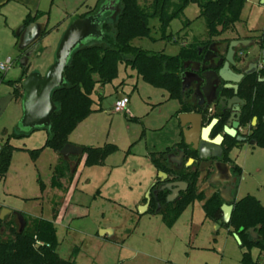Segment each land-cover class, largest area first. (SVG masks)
Returning <instances> with one entry per match:
<instances>
[{
  "label": "rangeland",
  "instance_id": "obj_1",
  "mask_svg": "<svg viewBox=\"0 0 264 264\" xmlns=\"http://www.w3.org/2000/svg\"><path fill=\"white\" fill-rule=\"evenodd\" d=\"M138 1L143 6L151 2ZM198 14V5L190 2L180 17L171 20L167 33L176 41L160 39L157 21L151 19L153 39L135 38L132 44L175 55L182 42L206 37L204 19ZM187 19L191 22L185 25ZM13 20L5 22L0 16V61L8 57L12 61L6 71L0 70V101L5 102L0 113V146L7 138L14 146L8 169L0 176V215L7 209L22 212L28 219H52V209L60 208L55 221L57 251L64 259H74L76 264H246L241 260L244 249L234 235L223 224L204 216L203 201L188 205L172 226H166L160 214L139 212V205L146 200V192L158 176L149 153L162 151L181 138L179 120L172 116L179 103L167 99L165 90L146 83L123 64L112 82L103 89L99 85L94 88L102 95V109L92 111L68 135L74 144L114 143L117 150L103 164H82L68 193L60 190V194H55L59 188L51 189L50 180L58 154L44 148L33 159L25 150L41 147L47 130L37 128L28 132V128L20 126L22 103L15 92L18 88L15 81L23 73L22 48L20 40L14 44L13 39L18 38L21 25L8 28L7 23L14 24ZM54 20L50 19V25ZM236 25L264 30V1L244 0ZM60 32L51 31L40 40L41 50L29 57L27 73L44 74L54 60ZM118 87L129 98L126 112L113 111ZM20 131L28 133L21 135ZM173 152L174 149L168 155ZM230 156L241 167L240 175H234L231 184L235 197L251 194L264 204V149L244 143L235 146ZM69 176L70 172L66 173L65 182ZM41 183L46 184L47 193L41 190ZM212 186L205 189L207 196L214 190ZM3 218L12 216L7 212ZM1 232L4 237L6 231ZM258 253L257 248L251 249L254 260Z\"/></svg>",
  "mask_w": 264,
  "mask_h": 264
},
{
  "label": "trees",
  "instance_id": "obj_2",
  "mask_svg": "<svg viewBox=\"0 0 264 264\" xmlns=\"http://www.w3.org/2000/svg\"><path fill=\"white\" fill-rule=\"evenodd\" d=\"M107 1L98 0L91 9L79 14L78 17H85L90 13L100 11ZM190 2L198 5L197 17L204 19L207 35L214 36L240 20L244 0H151L147 6L141 5L138 0H116L113 9L101 12L102 35L87 38L75 47L63 72V84L51 92L57 109L50 115L49 126L28 129V132L37 128L47 130V137L41 147L25 148L33 159L37 158L44 148H49L58 154L59 162L53 167L51 187H60V179L68 172H70L68 179L72 178L80 157L62 156L58 152L69 142L68 135L78 123L93 111L92 93L96 85L112 82L118 76L120 64L135 71L146 83L165 90L168 93L167 99L177 100L179 107L174 112V116L180 112L196 111L185 99L186 95L179 75L183 61L191 55L196 42L190 41L186 45H181L175 55H169L163 51H150L132 44L135 38H152L150 35L151 19L157 21L159 38L170 41L173 36L167 33V28L171 20L180 17ZM36 18L37 14L33 17L27 16L24 24ZM190 22L187 19L185 25ZM46 33L47 31L43 30L40 38H43ZM40 50L38 48L36 52ZM27 67L28 65L23 67L21 77L15 81L18 84H21L27 74ZM15 92L20 98L22 97V90L19 86ZM238 93L245 99L240 125L245 127L253 117H256L255 125H251L250 138L264 149V80L259 81L256 75H247L239 83ZM130 118L137 119L136 117ZM209 120L210 117L205 119L203 124H207ZM223 125L224 121L214 126L211 135L220 133ZM20 132L21 135L28 133ZM180 134L182 135L181 132ZM8 139L0 146V176L6 173L14 149ZM235 142L234 137L224 135L223 160L231 164L232 174L239 176L241 167L230 157V151ZM175 148L183 150L184 157L181 165L173 168L167 161V155ZM116 150L117 146L114 143L83 146L84 165H100L108 155ZM193 157L197 158V152L185 144L183 138L162 151L149 153V159L156 170L166 173L167 177L161 181L156 176V181L149 193L150 202L145 213L160 214L163 223L166 226H172L188 205L196 200L203 201L202 209L206 218L223 224L231 234H238L239 246L244 249L241 260L246 264H264L258 259L254 260L251 256L253 248L264 252V205L251 194L226 201L220 192L214 189L209 196H206L203 190H199V186L200 182L209 178L210 171H207L200 179L201 172L198 168H194V164L185 165L186 160ZM70 159H75L76 163L71 164ZM166 181H184L187 187L179 192L174 201H168L167 195L170 191L167 188H161ZM40 187L43 190V183ZM223 203L233 206L228 222L222 220L221 205ZM18 213L24 221L22 228L20 223H16L13 219H0V233L2 229L6 231L4 237L0 234V264H76L74 259H64L57 251L58 239L54 224L56 216L54 208L52 219H28L22 212L18 211ZM251 228L256 233L255 237L251 235Z\"/></svg>",
  "mask_w": 264,
  "mask_h": 264
},
{
  "label": "water",
  "instance_id": "obj_3",
  "mask_svg": "<svg viewBox=\"0 0 264 264\" xmlns=\"http://www.w3.org/2000/svg\"><path fill=\"white\" fill-rule=\"evenodd\" d=\"M264 1V0H262ZM115 0H110L108 5L100 8V11H96L86 15L85 17H76L71 20L66 29L63 31L60 40L57 44V47L54 52V60L46 69L44 74H41L37 71L29 72L21 81L22 88V116L20 119V126L23 128L32 129L35 127L49 126L50 124V115L57 109V105L54 103L51 97V92L53 89L60 87L63 82V72L67 65L68 59L71 52L75 49L77 45L85 41L87 38L100 37L102 35L101 23L99 20L100 13L107 9H112L114 6ZM36 23L30 22L27 26H21L23 30V35L27 30L30 31L33 39L39 37V34H35ZM236 44V41L230 43L227 59L231 62L232 60V47ZM38 45H34L28 49L20 59L21 65L23 67L28 65V60L31 55L36 53ZM205 67L202 66V69ZM250 71H244L242 74H236L228 67V63L225 62L222 67H218L216 76L221 80L225 81V88H232L234 91H237L238 82L244 76V74H249ZM204 75V73H203ZM184 87L183 78H182V88ZM197 94L202 96V89L197 87ZM210 102H208L209 104ZM5 107V102L0 101V113ZM179 124L181 127V138H183L185 144L190 146L193 150L197 152V158L203 163L206 162L207 165H210L213 158H219L222 154V141L224 135L234 137L239 144L241 141H244L246 138L237 134V128L239 122L234 120L232 123H226L223 126L222 134L218 133L211 137L213 126L216 122V119H212L207 125L203 126L202 122V113L190 111V112H180L177 115ZM233 116V115H232ZM256 117H253L252 124H255ZM180 138V140H181ZM179 140V141H180ZM178 141V142H179ZM177 143V142H176ZM251 144H255L254 140L250 141ZM175 144V143H174ZM236 144V145H237ZM62 156H68L70 154H75L81 156L83 153V147L73 143H66L58 152ZM184 157V151L179 150L176 154L177 167L181 165L182 159ZM209 158L207 161L206 159ZM193 161L192 158L188 159V163ZM186 165V164H185ZM215 171H220V167L227 170L226 163L221 160L213 163ZM158 177L161 181L165 180L167 174L158 171ZM187 187L186 182L184 181H166L161 185V188H167L170 193L167 195V200H172L180 191L185 190ZM150 190L146 193V201L144 204L139 205V212L143 213L147 210L150 196ZM232 205L223 203L221 205L222 211V220L228 222L230 219ZM5 211V212H4ZM10 212V210L3 209V213L0 215V219H3V214ZM21 219V226H23L24 221L22 216L19 214ZM251 235L256 236V233L253 228L250 229ZM236 241L240 243V239L237 233L233 234Z\"/></svg>",
  "mask_w": 264,
  "mask_h": 264
},
{
  "label": "flooded vegetation",
  "instance_id": "obj_4",
  "mask_svg": "<svg viewBox=\"0 0 264 264\" xmlns=\"http://www.w3.org/2000/svg\"><path fill=\"white\" fill-rule=\"evenodd\" d=\"M109 1L110 0H108L107 4L104 6L108 5ZM114 7L115 5L113 8ZM38 39H41L40 35L33 40L31 46L22 51L21 56L30 49V47L36 44ZM192 41H195L196 45L192 49L191 55L183 61L179 71L181 84L183 78L184 87L182 89L186 95V101L189 105L194 107L196 110L195 112L202 113L203 123L208 117H210L209 122L212 119H216L214 126L222 121H224L225 125L226 123H232L237 119L239 122V126L236 129L237 134L244 136L246 139L239 144H237L236 141L234 147L241 146L244 143L250 144V141L254 140L250 138L251 125L255 124H252L251 120L245 127L240 125V117L245 105V99L239 95L238 88L241 80L247 75H256L259 81L264 80V30L257 31L255 29H245L243 26L236 25L235 23L233 26L220 31V33L214 36L206 35V37ZM232 41H236V44L232 47L233 53L231 57L233 62L227 59L230 43ZM187 43V41H184L181 45H186ZM225 62L228 63L229 69L236 74H242L246 70L250 71L249 74H244L238 82L236 92L232 88H225L224 85L226 82L216 76L218 67H222ZM202 66L205 68L202 69ZM20 85L21 84H19V86ZM197 87L202 89V96L197 94ZM208 102L210 103L208 104ZM222 131L220 132L221 134ZM211 137L213 136L211 135ZM178 151L179 150L175 148L173 154L170 156L167 155V161L173 168L178 165L176 161V154ZM192 159L193 161L190 164H194V168L196 167L200 170V179L203 178L207 171H210V176L204 181L211 179L214 174H216L217 177H224L223 173L225 171L222 167H220V171H215L213 167V163L218 160L227 164V162L223 160V151L219 158L212 159L210 165H207L206 162L202 163L196 157H193ZM208 159L209 158H207L206 161ZM178 195L170 201H174ZM9 213L12 218L7 219H13L16 223H20V227L22 228L23 226H21V219L19 218L18 211H10Z\"/></svg>",
  "mask_w": 264,
  "mask_h": 264
},
{
  "label": "crops",
  "instance_id": "obj_5",
  "mask_svg": "<svg viewBox=\"0 0 264 264\" xmlns=\"http://www.w3.org/2000/svg\"><path fill=\"white\" fill-rule=\"evenodd\" d=\"M97 1L98 0H0V16H3L5 18V22L7 20L10 21L11 18L14 19L13 20L14 24H11V23H7L8 25L6 24L8 28L13 29V27H18L19 25H21V26L24 25V27L27 26L29 23L24 24L25 17H27V16L33 17L37 14V18L34 21H31V22L36 23V26L34 28L36 35L39 34V32L41 33L43 30L47 31L46 34H49L51 31L59 32V30H61L60 33H63V31L66 29V27L68 26V24L71 22L72 19H74L75 17H78L77 16L78 14H81V13L89 10L88 6L93 7ZM52 13H54V14H52ZM52 17H54L55 20L53 21V24L50 25V19ZM23 33L24 32H23L22 28H20V30L17 33L18 38L15 37L13 39L14 44H17L18 41L20 40V46L22 48V51L25 50L27 47L31 46L33 44V40H34L32 38V36L34 34H31L29 30H27L25 32L24 36H22ZM41 39H38L36 41V45H38V48H40V49L42 47L41 46V41H42ZM36 54H38V53L36 52ZM121 84H122V82H121ZM18 86H19V84H18ZM99 86H100V89H103L104 85H99ZM121 95H125V94H123L122 90L119 87L116 88L114 101ZM101 98H102L101 93L99 91H96V98H94V103H93L94 105H92L93 111L102 109L101 102H100ZM113 104H114V102H113ZM172 116H174V113L172 114ZM70 143L74 144V142H70ZM77 144L82 146V147L83 146H89V145H85L84 143H77ZM70 155H75V154H70ZM78 157H80V159H79V162H78V164H77V166L73 172L72 178L70 180L67 179V181L65 182L64 177H63L60 179V181H61L60 187H51V189L52 188L53 189L59 188L58 189L59 191H55V194H60L61 191L68 193V191L70 190L72 183L74 181V178L77 174V171H79L81 165L84 164L85 154L82 153V155L78 156ZM70 161H72L73 163H76L75 159H70ZM57 162H58V155H57ZM186 164L188 165L190 163H188V161H187ZM226 165H227V170L223 173L224 177H217V175L214 174L211 179L204 181V182H200L201 186H199V190H203L205 192V189L212 186V183H213V186H212L213 189H217L220 192L222 198L225 199L226 201H230V200L236 198L235 192L232 189L233 185H231L232 181H233V175L231 172V164L227 163ZM93 166H95V165H93ZM155 170H156V168H155ZM156 172H158V171L156 170ZM155 181H156V176L154 179V183H155ZM153 184H152V186H153ZM151 187L149 190H151ZM46 188H47L46 184L43 183V190L42 191L47 193L48 188L47 189ZM205 194H206V192H205ZM60 210H61L60 208L58 210H55L56 216L54 218V224H55L56 217H58ZM256 258L258 260L263 259V261H261V262H264V252H259Z\"/></svg>",
  "mask_w": 264,
  "mask_h": 264
},
{
  "label": "built area",
  "instance_id": "obj_6",
  "mask_svg": "<svg viewBox=\"0 0 264 264\" xmlns=\"http://www.w3.org/2000/svg\"><path fill=\"white\" fill-rule=\"evenodd\" d=\"M172 40L176 41V38H172ZM183 44V42L181 43ZM11 59L8 57L4 61H0V70L6 71L11 65ZM129 102V98L126 95L119 96L113 104V111L115 112H126L127 104Z\"/></svg>",
  "mask_w": 264,
  "mask_h": 264
}]
</instances>
